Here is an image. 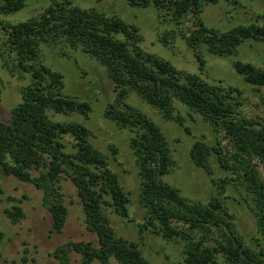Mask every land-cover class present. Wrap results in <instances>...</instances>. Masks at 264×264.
<instances>
[{
    "label": "trees",
    "instance_id": "trees-1",
    "mask_svg": "<svg viewBox=\"0 0 264 264\" xmlns=\"http://www.w3.org/2000/svg\"><path fill=\"white\" fill-rule=\"evenodd\" d=\"M26 1L0 0V14L19 11ZM125 1L132 7L154 8L158 16L173 22L178 30L160 35L159 42L168 46L180 36L195 51L200 71L205 60L198 50L204 47L215 56L231 58L234 71L256 90L264 88V69L238 58L239 47L246 41L264 43V21L222 31L208 27L201 18L207 4L225 1L236 6L238 0ZM189 16L192 27L184 32L179 27ZM1 24L6 35L0 42L3 68L19 79L29 77L28 83L20 88L21 101L11 109L7 120H0L2 174L41 190L42 204L50 214L55 233H61L66 222L68 210L61 180L69 179L76 189L85 227L96 236V245L91 241L69 240L57 246L52 254L60 264L69 263L71 252L78 254V264H109L111 259L120 264L150 262L136 242L116 234L110 224L105 207L127 218L130 197L110 169L107 155L90 141V129L76 121H56L49 116V111L86 116L91 105L63 93L62 74L42 63V44L81 49L105 67L116 95L115 104H108L103 116L134 133L129 147L138 167V201L145 210L140 232L147 230L166 241L182 243L179 264H218V254L227 264H264V248L254 249L246 244L218 197H212L206 204L194 202L162 180L173 162L168 142L150 117L126 103L134 92L164 120L176 122L189 133L183 117L175 112L176 99L210 123L214 131L223 132L232 151L218 140L211 145L196 140L189 150L190 159L208 175L213 174L210 157L216 159L227 172L219 180V186L231 184L246 193L257 230L264 239V179L258 169V165H264V123L239 115L241 91L237 87H223L196 73L178 70L168 60L140 46L142 35L136 25L93 7L82 8L73 0H51L39 15ZM261 100L264 104V95ZM65 136L71 138L70 150ZM110 148L116 152L113 145ZM212 181L217 184L214 178ZM4 212L11 223L24 217L19 204H12ZM26 253L27 250L21 256V264H29Z\"/></svg>",
    "mask_w": 264,
    "mask_h": 264
},
{
    "label": "rangeland",
    "instance_id": "rangeland-1",
    "mask_svg": "<svg viewBox=\"0 0 264 264\" xmlns=\"http://www.w3.org/2000/svg\"><path fill=\"white\" fill-rule=\"evenodd\" d=\"M238 1L236 6L225 1L204 6L201 18L205 25L224 31L239 24L256 21L263 23L264 17L259 15L264 14V0ZM50 2L51 0H27L19 11L0 14V42L6 36L1 23H16L39 15ZM73 3L82 8H96L108 16H119L124 21L136 25L142 35L140 46L145 51L168 60L178 70L196 73L207 82L223 87H237L241 91L239 115L264 123V104L261 100L264 88L256 90L234 71L231 58L215 56L204 47L198 50L205 60L203 70L200 71L195 51L189 48L180 36H176L168 46H164L159 42V36L167 31L178 30V27L171 21H165L163 15L158 16L154 8L132 7L125 0H73ZM191 27L189 16L179 29L187 32ZM40 58L44 65L62 74L64 94L91 105V111L86 116L52 111H49V116L56 121H76L89 128L90 141L107 155L110 169L116 173L120 186L130 197L127 218L117 215L111 207H105L116 234L136 242L150 264H179L182 259V243L166 241L147 230L139 231V225L144 222L145 210L138 201L140 179L135 157L129 147V140L134 133L129 128H119L103 116L107 105L115 104L116 95L105 67L81 49H71L62 44H42ZM238 58L264 69V43L246 41L239 47ZM28 81L27 75L22 79L10 75L0 60V120L9 118L11 109L21 101L20 88ZM126 103L150 117L160 127L168 142L173 162L169 173L162 176V180L177 188L183 197L194 202L206 204L212 197H218L232 215L234 226L246 244L254 249L259 246L264 248V239L257 230L246 193L231 184H222L223 188L219 186V180L225 177L227 172L219 167L213 156L210 157L212 175H208L190 159L189 150L196 140H202L209 145L218 140L226 150L232 151L231 144L223 132L214 131L210 123L176 99L173 101L175 112L181 114L189 133L176 122L164 120L155 108L134 92L129 94ZM64 141L67 143V150H70L71 138L65 136ZM110 145L115 147V153ZM258 169L264 179V165H258ZM212 178L217 180V184L213 183ZM0 185L4 191L0 193V264H21V256L25 250L29 264H60L52 254L57 246L69 240L91 241L94 245L97 244L96 236L85 227L82 207L76 189L69 179L61 180L63 200L68 210L61 233L52 232L51 217L42 204L41 190L14 176L3 175L1 168ZM9 197L15 200H9ZM12 204H19L24 212L23 219L18 223H11L4 212V209ZM208 243L213 244V241ZM69 255L68 264H78V254L71 252ZM217 260L218 264H227L221 254L217 255ZM109 264L120 263L111 259Z\"/></svg>",
    "mask_w": 264,
    "mask_h": 264
}]
</instances>
